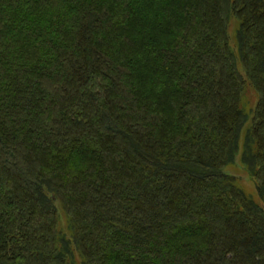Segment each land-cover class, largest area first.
<instances>
[{"label": "trees", "instance_id": "16d2710c", "mask_svg": "<svg viewBox=\"0 0 264 264\" xmlns=\"http://www.w3.org/2000/svg\"><path fill=\"white\" fill-rule=\"evenodd\" d=\"M247 82L264 201V0H0V264H264Z\"/></svg>", "mask_w": 264, "mask_h": 264}, {"label": "rangeland", "instance_id": "374dc122", "mask_svg": "<svg viewBox=\"0 0 264 264\" xmlns=\"http://www.w3.org/2000/svg\"><path fill=\"white\" fill-rule=\"evenodd\" d=\"M237 28H238V20L231 16L228 26V34H229V41L233 46L234 50L236 51V53H237V39H236ZM239 68L240 71L245 75L244 69L241 66V64H239ZM258 101H259V94L257 90L254 88V86H252L251 83L247 82L242 92L241 106L248 115V123L245 125L242 131L240 151L236 155L234 161L226 165L223 168V170L225 173L235 177L238 180V182L242 185L245 192L249 196H251L254 201L264 206V201L260 198L256 190L255 179H253L252 176L247 172V169L243 164L241 157L245 132L251 122ZM59 209H60L61 227L64 229V232L67 233V235H69L70 232L68 230L67 217L65 213L62 211V207L60 205H59Z\"/></svg>", "mask_w": 264, "mask_h": 264}]
</instances>
